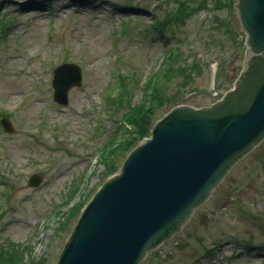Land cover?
Masks as SVG:
<instances>
[{
    "label": "rangeland",
    "instance_id": "obj_1",
    "mask_svg": "<svg viewBox=\"0 0 264 264\" xmlns=\"http://www.w3.org/2000/svg\"><path fill=\"white\" fill-rule=\"evenodd\" d=\"M217 7L218 0H0V121L14 128L0 126V247L12 243L29 249V260L56 264L81 209L112 175L98 155L122 139L121 96L140 102L166 48L180 52L186 71L166 82L177 101L156 119L175 106L209 107L233 88L247 35L237 11ZM174 13L183 18L163 39L153 22ZM62 63L82 74L66 107L53 101L51 86ZM33 174L38 188L28 186ZM141 264H264V141Z\"/></svg>",
    "mask_w": 264,
    "mask_h": 264
},
{
    "label": "water",
    "instance_id": "obj_2",
    "mask_svg": "<svg viewBox=\"0 0 264 264\" xmlns=\"http://www.w3.org/2000/svg\"><path fill=\"white\" fill-rule=\"evenodd\" d=\"M246 33L244 68L234 89L208 108L171 109L82 210L56 264H140L180 233L230 171L264 141V0H236ZM81 86V71L54 72L53 99ZM6 133H13L7 119ZM33 175L28 185L38 187Z\"/></svg>",
    "mask_w": 264,
    "mask_h": 264
},
{
    "label": "trees",
    "instance_id": "obj_3",
    "mask_svg": "<svg viewBox=\"0 0 264 264\" xmlns=\"http://www.w3.org/2000/svg\"><path fill=\"white\" fill-rule=\"evenodd\" d=\"M234 3L235 0H218L217 8L233 9ZM184 7H186V5ZM185 12L186 10L183 9V17L186 14ZM183 17L178 13H174L169 19H163L161 21L154 20L153 24L157 32L165 39L168 26L176 27L177 20H182ZM176 52L175 48L165 49L164 59L162 61L163 68L158 72L160 75L155 79L152 77L146 83L143 88L142 99L139 103L134 104L130 103V101L127 102L130 96L127 91L121 96L122 101L126 100V107L120 118V126L116 133L121 134L122 139L120 140L119 138L117 140L114 138L105 147L100 149L98 155L99 163L103 166L106 174L111 175L117 171L116 164L124 152L128 151L129 153L142 139L148 137L151 127L157 120V115L165 106L173 105V103L177 101L176 94L168 97L166 96L165 90L166 82L172 80L176 75L184 74L186 71L185 63H177V61L179 62L177 58L180 52ZM127 126L129 129L126 128ZM75 211L71 213V216L74 215ZM31 251L32 250H30V252ZM28 253L29 249H22L12 243L4 244L0 247V264H28L29 261L32 264H43L42 261L29 260Z\"/></svg>",
    "mask_w": 264,
    "mask_h": 264
}]
</instances>
